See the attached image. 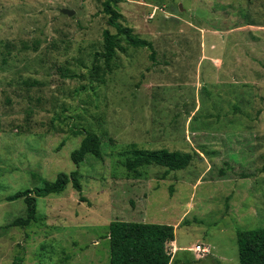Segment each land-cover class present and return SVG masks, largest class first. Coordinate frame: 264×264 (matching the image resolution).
<instances>
[{
    "label": "rangeland",
    "instance_id": "374dc122",
    "mask_svg": "<svg viewBox=\"0 0 264 264\" xmlns=\"http://www.w3.org/2000/svg\"><path fill=\"white\" fill-rule=\"evenodd\" d=\"M119 1L155 60L122 41L100 80L105 0H0V264H110L117 220L174 226V264H240L237 231L264 228V0ZM86 133L103 160L77 167ZM131 144L195 159L129 173ZM73 171L86 202L70 184L5 229L27 211L8 196Z\"/></svg>",
    "mask_w": 264,
    "mask_h": 264
},
{
    "label": "trees",
    "instance_id": "16d2710c",
    "mask_svg": "<svg viewBox=\"0 0 264 264\" xmlns=\"http://www.w3.org/2000/svg\"><path fill=\"white\" fill-rule=\"evenodd\" d=\"M119 0H105L103 12L109 17V26L116 28L118 34H112L109 30L103 32L104 51L95 55V65L92 73L100 80L104 62L110 71V65L116 58L117 50L122 41L134 48L148 49L152 52L151 59L155 60L156 51L154 45L145 39L133 34L131 28H122L119 25L123 16L119 11ZM99 64V65H98ZM105 73V71L103 72ZM83 135L82 133H77ZM129 152L132 157L125 162L126 170L136 172L138 169L148 166L166 168L168 172L186 170L195 159V155L181 151L143 150L138 145L131 144ZM94 156L103 160L102 140L95 133H86L80 147L75 150L71 159L79 167L87 156ZM37 178V175H34ZM43 185L33 189L20 190L7 197L8 202L23 200L27 205L25 217H20L7 225L6 228H25L32 223H38L37 200L51 195H59L66 191L71 184L80 194V200H87L82 196L83 187L80 182L79 171L70 174L61 173L55 181L42 180ZM0 236L1 233H0ZM240 264H264V228L237 231ZM176 241L174 226L164 224H150L139 222L113 221L110 224V264H172L173 256L169 246ZM22 259H16L14 264H21Z\"/></svg>",
    "mask_w": 264,
    "mask_h": 264
},
{
    "label": "built area",
    "instance_id": "2783aa9c",
    "mask_svg": "<svg viewBox=\"0 0 264 264\" xmlns=\"http://www.w3.org/2000/svg\"><path fill=\"white\" fill-rule=\"evenodd\" d=\"M190 251L194 252V253H202V254H204V255H202V257L203 256H207L210 253L209 249L206 246L199 245V244L196 245L195 247H193Z\"/></svg>",
    "mask_w": 264,
    "mask_h": 264
},
{
    "label": "crops",
    "instance_id": "0c3cea01",
    "mask_svg": "<svg viewBox=\"0 0 264 264\" xmlns=\"http://www.w3.org/2000/svg\"><path fill=\"white\" fill-rule=\"evenodd\" d=\"M172 245L175 247V249L172 250V251L174 252V255L176 256L178 254L177 252H179V250H181V248L180 249L178 248V245H177L176 241L173 242ZM173 258H174V256H173ZM172 264H174V260H172ZM175 264H179V263L176 261Z\"/></svg>",
    "mask_w": 264,
    "mask_h": 264
},
{
    "label": "water",
    "instance_id": "95a60500",
    "mask_svg": "<svg viewBox=\"0 0 264 264\" xmlns=\"http://www.w3.org/2000/svg\"><path fill=\"white\" fill-rule=\"evenodd\" d=\"M61 13L64 14V15H68L70 17L75 14V12L73 10H68V9L61 10Z\"/></svg>",
    "mask_w": 264,
    "mask_h": 264
}]
</instances>
